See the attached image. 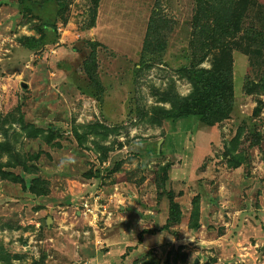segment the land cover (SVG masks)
Returning a JSON list of instances; mask_svg holds the SVG:
<instances>
[{"label":"rangeland","instance_id":"obj_1","mask_svg":"<svg viewBox=\"0 0 264 264\" xmlns=\"http://www.w3.org/2000/svg\"><path fill=\"white\" fill-rule=\"evenodd\" d=\"M251 3L244 26L264 31V0ZM94 8L0 0V264H264V94H245L264 46L232 54L229 119L152 124L161 95L191 90L196 0H99L93 21ZM153 11L168 28L142 55ZM14 155L27 172L5 167Z\"/></svg>","mask_w":264,"mask_h":264},{"label":"trees","instance_id":"obj_2","mask_svg":"<svg viewBox=\"0 0 264 264\" xmlns=\"http://www.w3.org/2000/svg\"><path fill=\"white\" fill-rule=\"evenodd\" d=\"M27 1L30 0H19L23 5ZM55 1L63 9L68 6L71 0ZM92 3L95 7L91 12L94 21L99 0H92ZM251 4V0H196V13L192 19L193 31L190 43L192 60L181 74L189 82L191 90L185 97L179 96L174 90L161 95L158 98V103L161 106L152 108L153 114L149 118L150 123L160 125L165 120L178 122L183 119L195 118L206 127H214L230 118L235 103L232 54L238 52L248 55L251 47L264 46V31H256L254 27L244 26ZM149 21L142 55L155 52L156 47L154 46L158 44V37L166 25L164 18L155 11L152 12ZM166 26L168 28V25ZM32 28L37 30L36 25H33ZM18 43L27 49H36L43 41L41 38L22 37L18 39ZM94 52L93 50L85 68L88 75L92 74L91 67L95 62ZM206 60L209 61L210 67L203 69L201 64ZM261 77L258 83L251 82L246 85L245 94L258 96L264 94V73ZM91 78L94 80L93 75ZM259 105H261L260 101ZM254 113L256 115L259 113L258 107ZM108 152L109 150L105 149L104 157ZM15 156L17 158L14 159ZM12 158L13 162L9 160L5 167L19 168L20 172L28 171V167L22 159L17 155ZM165 169H171V167L168 166ZM11 177L21 181L24 190L35 192L33 186L26 185L20 177L13 174ZM41 194H45V192ZM170 208L172 210L169 212L170 218L166 225L173 224L175 221L173 214H175L177 205L171 204ZM164 228L167 229V226Z\"/></svg>","mask_w":264,"mask_h":264},{"label":"built area","instance_id":"obj_3","mask_svg":"<svg viewBox=\"0 0 264 264\" xmlns=\"http://www.w3.org/2000/svg\"><path fill=\"white\" fill-rule=\"evenodd\" d=\"M92 198L94 201V204L92 205ZM81 208L83 209L84 215L90 217L92 221L95 223L99 222L100 214L102 213L100 210H106V207L103 205H99L98 199H94V197L91 195L89 199H82ZM91 201V202H90Z\"/></svg>","mask_w":264,"mask_h":264},{"label":"water","instance_id":"obj_4","mask_svg":"<svg viewBox=\"0 0 264 264\" xmlns=\"http://www.w3.org/2000/svg\"><path fill=\"white\" fill-rule=\"evenodd\" d=\"M50 222H51V219L48 218V219L46 220V222H45V225H46L47 227H49V226H50Z\"/></svg>","mask_w":264,"mask_h":264},{"label":"crops","instance_id":"obj_5","mask_svg":"<svg viewBox=\"0 0 264 264\" xmlns=\"http://www.w3.org/2000/svg\"><path fill=\"white\" fill-rule=\"evenodd\" d=\"M87 264H92L91 262L87 263Z\"/></svg>","mask_w":264,"mask_h":264}]
</instances>
